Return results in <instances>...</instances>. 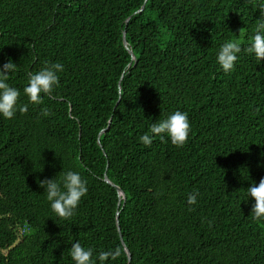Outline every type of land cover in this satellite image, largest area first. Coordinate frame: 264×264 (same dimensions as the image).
Returning <instances> with one entry per match:
<instances>
[{
	"label": "trees",
	"instance_id": "trees-1",
	"mask_svg": "<svg viewBox=\"0 0 264 264\" xmlns=\"http://www.w3.org/2000/svg\"><path fill=\"white\" fill-rule=\"evenodd\" d=\"M262 4L0 0V66L17 65L6 83L21 93L15 117L0 115V264H75L77 241L97 264L117 249L104 264H264V220L247 189L264 177V60L244 51ZM228 40L242 51L225 73ZM52 63L63 65L59 85L29 103V75ZM175 111L188 114L186 145L165 134L146 147L139 137ZM69 170L88 192L65 221L38 181ZM104 173L124 192L119 207Z\"/></svg>",
	"mask_w": 264,
	"mask_h": 264
},
{
	"label": "clouds",
	"instance_id": "clouds-1",
	"mask_svg": "<svg viewBox=\"0 0 264 264\" xmlns=\"http://www.w3.org/2000/svg\"><path fill=\"white\" fill-rule=\"evenodd\" d=\"M261 17H264V4L259 7ZM240 31V30H239ZM242 51L241 43L236 40H228L223 43L217 55V62L225 73L234 70L238 53ZM245 52L254 54L258 61L264 60V19L255 26V34L251 39V44ZM17 65L8 60L0 66V115L5 119L11 120L15 117L18 110V101L20 98V90L10 86L6 81L9 80V74L16 70ZM63 65L60 63L46 64L44 68L36 73L29 75L28 85L24 87L23 92L28 97L29 103L41 105L44 103L43 96L51 97L55 88L59 85V76L57 73L62 72ZM27 105L19 106V111L25 113ZM41 115L48 117L51 115L49 109L42 108ZM191 132V125L188 114L175 111L167 118L154 122L150 127V133L139 137L140 141L150 147L153 143V137L159 136L164 139L165 134L170 138L171 143L182 148L186 145ZM61 173V172H60ZM39 186L45 190L46 198L50 202L52 211L60 219L69 221L76 214L82 197L87 195V181L82 178L79 172L67 171L63 172L61 179H44L38 181ZM248 189V195L255 203L252 206L251 214L253 219L257 221L264 220V177L256 185L253 183ZM197 193L189 194L187 203L194 205L197 202ZM211 226V222H209ZM70 255L75 264H97L93 259L92 249H85L77 241L70 248ZM120 255V250L101 251L97 259L100 264L105 261L116 259Z\"/></svg>",
	"mask_w": 264,
	"mask_h": 264
},
{
	"label": "water",
	"instance_id": "water-1",
	"mask_svg": "<svg viewBox=\"0 0 264 264\" xmlns=\"http://www.w3.org/2000/svg\"><path fill=\"white\" fill-rule=\"evenodd\" d=\"M142 9H143V6H142V7H141L136 13L141 12ZM128 19H129V18H127V21H128ZM125 35H126V33H125V30H124V31L122 32V43H123V46L127 49L129 55L131 56V59L134 60V55H133L132 51L128 48L127 42H126V40H125ZM106 129H107V128L101 130V131L99 132V134L104 133ZM103 181H104L105 183L111 185V186L116 190L117 195H118V197H119V201H118L117 207H119V206H120V202L123 201V203H124V201H125V195H124V192H123L118 186H116V185H114L113 183H111L110 180L108 179V177H107V175H106L105 173H104V175H103ZM116 226H117V231H118V233H119L120 240L122 241V237H121V234H120L119 223H118V212L116 213ZM122 245H123L124 251H125V253H126V255H127L128 261H130V259H131L130 253H129L128 249L125 247L123 241H122Z\"/></svg>",
	"mask_w": 264,
	"mask_h": 264
},
{
	"label": "rangeland",
	"instance_id": "rangeland-1",
	"mask_svg": "<svg viewBox=\"0 0 264 264\" xmlns=\"http://www.w3.org/2000/svg\"><path fill=\"white\" fill-rule=\"evenodd\" d=\"M126 49V48H125ZM127 50V49H126ZM135 59V58H134ZM131 60H133V59H131Z\"/></svg>",
	"mask_w": 264,
	"mask_h": 264
}]
</instances>
